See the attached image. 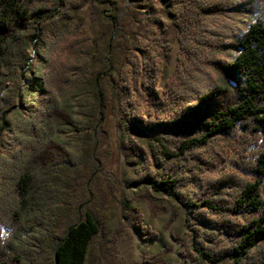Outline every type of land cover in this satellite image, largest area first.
<instances>
[{
	"label": "trees",
	"instance_id": "trees-1",
	"mask_svg": "<svg viewBox=\"0 0 264 264\" xmlns=\"http://www.w3.org/2000/svg\"><path fill=\"white\" fill-rule=\"evenodd\" d=\"M130 1L133 18L125 10L112 17L127 51L114 76L109 56L96 68L98 49L76 18L83 6L69 4L60 16L59 0H0V230L8 234L0 264H41L49 252L53 264H88L95 216L77 210L58 232L90 131L106 142V92L118 127L146 146L128 148L153 161L132 187L164 195L183 219L185 236L173 234L181 257L264 264V0ZM226 11L251 13L246 31L222 30ZM171 35L177 62L161 87ZM32 48L41 62L34 84L21 89ZM20 97L23 110H11ZM131 218L142 240L158 235L138 209ZM144 264L166 263L160 253Z\"/></svg>",
	"mask_w": 264,
	"mask_h": 264
},
{
	"label": "rangeland",
	"instance_id": "rangeland-1",
	"mask_svg": "<svg viewBox=\"0 0 264 264\" xmlns=\"http://www.w3.org/2000/svg\"><path fill=\"white\" fill-rule=\"evenodd\" d=\"M69 4L79 8L83 6L77 12L76 18L90 29L98 49L96 68L104 67L105 56H109L115 76L118 69L125 66L127 51L121 40L114 36L112 17L125 10L133 18L134 4L130 0H59L56 8L60 16L65 14ZM142 17V13H137L138 19ZM251 22V13L226 11L220 15L218 26L236 36L246 31ZM170 40L174 47L171 59L168 62L163 61V76L159 83L161 87L165 86L177 62L179 43L172 35ZM30 56V66L21 89L34 84L32 73L41 62L40 56L33 48L30 49ZM12 85L13 83H10L9 87ZM99 87L106 91L107 80L101 79ZM105 96L108 108L102 127L107 135L106 142L96 138L95 133L90 131V137L84 144V161L70 177L64 203V218L58 233H64L77 210H80L82 217L91 213L100 225V232L94 236L89 247L88 264H144L146 257L160 253L163 254L166 264H191L181 257L182 246L173 239V234L185 236L186 230L182 217L175 215L169 199L154 193L148 186L132 187L131 182L140 177L145 167L153 168V161L150 163L139 160L134 151L128 148L132 145H145L130 137L125 128L118 127L119 116L113 114L109 92H106ZM15 108L23 110L21 97L17 98L16 105L11 110ZM77 112L79 113L78 106ZM5 138L4 131L0 129V157L4 151ZM146 149L148 151V148ZM236 156V153L231 154L224 165L226 170L232 168L231 160ZM134 209H138L145 223L158 232L154 239L144 241L140 238L134 226L135 220L131 218ZM41 264H53L50 252Z\"/></svg>",
	"mask_w": 264,
	"mask_h": 264
},
{
	"label": "clouds",
	"instance_id": "clouds-1",
	"mask_svg": "<svg viewBox=\"0 0 264 264\" xmlns=\"http://www.w3.org/2000/svg\"><path fill=\"white\" fill-rule=\"evenodd\" d=\"M7 238H8V234H6L2 230H0V241H6Z\"/></svg>",
	"mask_w": 264,
	"mask_h": 264
}]
</instances>
